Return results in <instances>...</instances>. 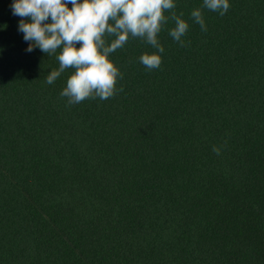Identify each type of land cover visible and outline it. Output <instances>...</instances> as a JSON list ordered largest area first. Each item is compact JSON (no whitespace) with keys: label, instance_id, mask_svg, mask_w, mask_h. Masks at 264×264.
Wrapping results in <instances>:
<instances>
[{"label":"trees","instance_id":"1","mask_svg":"<svg viewBox=\"0 0 264 264\" xmlns=\"http://www.w3.org/2000/svg\"><path fill=\"white\" fill-rule=\"evenodd\" d=\"M12 2L0 0V264H264V0L202 9L207 31L190 18L203 0H175L189 46L169 20L149 72L138 57L156 50L130 40L109 57L124 91L73 106L59 95L71 70L45 82L58 62L26 51Z\"/></svg>","mask_w":264,"mask_h":264},{"label":"clouds","instance_id":"2","mask_svg":"<svg viewBox=\"0 0 264 264\" xmlns=\"http://www.w3.org/2000/svg\"><path fill=\"white\" fill-rule=\"evenodd\" d=\"M10 7L12 14L21 18L18 31L28 43L26 51L38 48L58 62L45 82L51 85L71 70L59 94L66 99V106L85 100L106 101L124 91L117 88L123 73L109 57L130 40L155 49L152 54H141L138 62L149 72L160 69L163 61L157 53L162 54L164 47L159 34L169 20L174 22L168 30L173 41L180 47L190 43L183 39L189 24L182 19L183 12L175 11V0H13ZM230 7L229 0H203L191 11L190 18L201 31H207L202 9L223 17ZM212 151L220 155L219 147L214 145Z\"/></svg>","mask_w":264,"mask_h":264}]
</instances>
